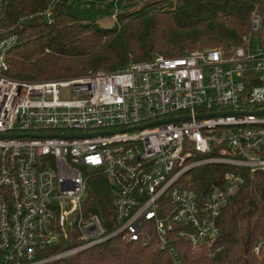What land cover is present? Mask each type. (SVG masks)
Wrapping results in <instances>:
<instances>
[{
	"label": "built area",
	"instance_id": "2783aa9c",
	"mask_svg": "<svg viewBox=\"0 0 264 264\" xmlns=\"http://www.w3.org/2000/svg\"><path fill=\"white\" fill-rule=\"evenodd\" d=\"M40 13L53 20L51 5ZM262 21L254 10L244 44L230 49L27 80L7 73L19 35L0 8V264H48L119 233L155 235L174 257V236L195 249L213 245L229 197L248 176L264 180ZM203 164L224 170L198 191L191 171ZM99 172L115 207L110 232L84 211ZM74 234L77 243L44 251ZM253 251L264 256L263 235Z\"/></svg>",
	"mask_w": 264,
	"mask_h": 264
},
{
	"label": "trees",
	"instance_id": "16d2710c",
	"mask_svg": "<svg viewBox=\"0 0 264 264\" xmlns=\"http://www.w3.org/2000/svg\"><path fill=\"white\" fill-rule=\"evenodd\" d=\"M50 5L52 21L40 13ZM0 8L5 26L19 35L7 73L20 79L69 78L159 54L230 49L244 44L254 10L263 15L256 39L264 46V0H0ZM113 15V23L100 22ZM223 170L219 164H203L191 171V182L205 190L221 181ZM84 211L98 214L107 232L116 227L102 172L89 178ZM218 223L220 234L210 246L195 249L186 238L174 236L177 257L155 235L144 242L119 233L48 264H264V256L253 251L264 236V180L248 176L222 207ZM75 235L44 251L77 243Z\"/></svg>",
	"mask_w": 264,
	"mask_h": 264
},
{
	"label": "water",
	"instance_id": "95a60500",
	"mask_svg": "<svg viewBox=\"0 0 264 264\" xmlns=\"http://www.w3.org/2000/svg\"><path fill=\"white\" fill-rule=\"evenodd\" d=\"M258 112H260V113H264V107L263 108H261V109H259L258 110ZM187 116H185V118H186ZM168 119H170V118H167V119H164V120H168ZM153 123H156V122H151V123H147V124H143V125H139L138 127H144V126H146V125H150V124H153ZM129 129H131V128H129ZM5 136H19V135H21L20 133H5L4 134ZM32 135H38V134H32Z\"/></svg>",
	"mask_w": 264,
	"mask_h": 264
},
{
	"label": "rangeland",
	"instance_id": "374dc122",
	"mask_svg": "<svg viewBox=\"0 0 264 264\" xmlns=\"http://www.w3.org/2000/svg\"><path fill=\"white\" fill-rule=\"evenodd\" d=\"M115 19H116V15H113V16H109V17H106V18L102 19L100 22L102 24L109 25V24L113 23Z\"/></svg>",
	"mask_w": 264,
	"mask_h": 264
}]
</instances>
